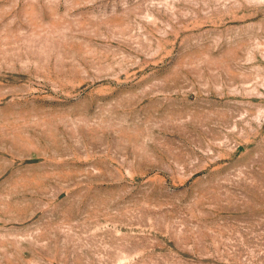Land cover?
I'll list each match as a JSON object with an SVG mask.
<instances>
[{
	"label": "rangeland",
	"instance_id": "rangeland-1",
	"mask_svg": "<svg viewBox=\"0 0 264 264\" xmlns=\"http://www.w3.org/2000/svg\"><path fill=\"white\" fill-rule=\"evenodd\" d=\"M0 264H264V0H0Z\"/></svg>",
	"mask_w": 264,
	"mask_h": 264
}]
</instances>
